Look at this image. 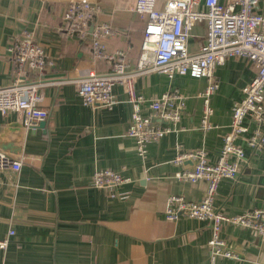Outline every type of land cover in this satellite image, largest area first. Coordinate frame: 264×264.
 Masks as SVG:
<instances>
[{
  "label": "crops",
  "instance_id": "obj_1",
  "mask_svg": "<svg viewBox=\"0 0 264 264\" xmlns=\"http://www.w3.org/2000/svg\"><path fill=\"white\" fill-rule=\"evenodd\" d=\"M89 1L92 10L84 16L77 0H0V84L15 77L7 48L13 37L30 33L48 63L40 74L23 73L25 80L44 82V127L27 129L15 112L0 113V147L6 146L0 149L22 158L19 170L0 169V237L13 230L7 248L0 250V264H206L208 221L164 217L167 196L196 201L206 189L204 180L178 179L175 173L191 168L193 161L175 159L201 148L208 161L217 160L232 105L256 67L239 56L216 65L218 88L209 99L208 130L200 127L197 96L205 78L155 71L137 75L135 91L146 99L174 89L185 96L174 129L148 143L141 157L127 134L132 106L123 86L113 87L111 106L85 105L73 80L90 70L110 73L121 62L136 69L145 22L129 8L134 0ZM257 9L264 13L263 1ZM205 35V23L196 24L190 46L204 42ZM141 111L149 113L146 103ZM245 123L249 130L254 127L250 120ZM244 137L237 144L246 159L239 162L236 179L221 180L214 198L216 209L226 214L264 207V148L252 152ZM98 169L132 180L96 188L92 175ZM220 237L240 258L218 256L215 264H264V237L253 230L223 224Z\"/></svg>",
  "mask_w": 264,
  "mask_h": 264
},
{
  "label": "built area",
  "instance_id": "obj_2",
  "mask_svg": "<svg viewBox=\"0 0 264 264\" xmlns=\"http://www.w3.org/2000/svg\"><path fill=\"white\" fill-rule=\"evenodd\" d=\"M77 9L86 16L92 10L89 0H77ZM264 0H134L130 10L144 20L141 56L136 69L128 70L121 62L107 74L87 71L86 75L73 80L76 91L85 105L111 106L112 89L122 85L132 106L131 122L127 134L134 138L137 153L144 157L148 143L157 141L171 132L180 120L185 107V96L177 89L164 92L157 98L146 99L134 88L137 75L155 71L168 77L174 74L205 78L203 89L197 93L202 99L200 127L208 130L212 125L209 99L218 88L215 69L226 58L243 57L256 67L253 77L242 87V95L231 108L228 130L222 139L220 154L215 162L207 160L203 149L182 151L175 162L193 161L189 169L178 171V179L195 182L204 180V195L196 201L182 195L167 196L164 217L174 221L179 217L207 220L212 234L208 240L209 261L215 264L218 256L239 259L240 255L220 237L223 224L249 228L264 237V207L252 208L241 214H226L216 209L214 198L221 180H234L238 175L239 162L246 159L244 148L237 144L245 136L247 148L252 152L264 148V13L258 3ZM203 5V8L199 7ZM74 8L70 14L73 15ZM205 23L204 42L191 47L189 38L194 26ZM107 30L106 26H101ZM15 68V77L9 84H0V113L15 112L24 128L35 129L45 121L48 110L42 106L44 82L25 80L23 73L40 74L48 65L43 47L30 33L20 39L11 38L8 46ZM45 81V80H44ZM47 82V81H46ZM62 82V81H60ZM146 103L148 114L141 106ZM246 120L254 127L249 130ZM22 158L0 149V169L19 170ZM132 179L110 169L93 172L92 186L111 188ZM0 237V250L8 246L9 236Z\"/></svg>",
  "mask_w": 264,
  "mask_h": 264
},
{
  "label": "water",
  "instance_id": "obj_3",
  "mask_svg": "<svg viewBox=\"0 0 264 264\" xmlns=\"http://www.w3.org/2000/svg\"><path fill=\"white\" fill-rule=\"evenodd\" d=\"M44 124H45V121H41V122L39 123V126H40V127H44ZM0 148L3 149V148H6V146H3V145H2Z\"/></svg>",
  "mask_w": 264,
  "mask_h": 264
}]
</instances>
